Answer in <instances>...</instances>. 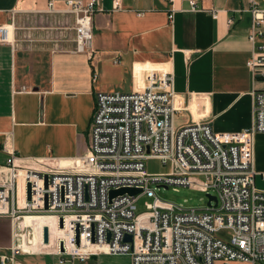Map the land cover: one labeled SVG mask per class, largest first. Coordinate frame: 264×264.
<instances>
[{
	"label": "built area",
	"instance_id": "built-area-1",
	"mask_svg": "<svg viewBox=\"0 0 264 264\" xmlns=\"http://www.w3.org/2000/svg\"><path fill=\"white\" fill-rule=\"evenodd\" d=\"M120 3L114 0L115 10ZM250 4L253 52L248 66L255 79L264 80V9L260 0ZM191 5L198 9L197 1ZM48 7L49 13L76 17L77 52L92 56L94 17L103 11L100 0H69L63 11L50 0ZM176 12L169 15L172 23ZM0 41L9 42L6 26L0 27ZM254 100L251 129L221 134L210 122L197 120L178 126L177 116L187 108L175 91V75L149 68L138 90L98 93L88 153L70 166L35 158L19 165L12 153L0 166V215H10L17 225L27 215L53 217L56 233L61 230L52 247L57 264H91L93 256L103 254L129 255L132 264H264V191L256 187V177L264 180V172L255 166V139L264 134V90L256 91ZM150 159L161 160L170 171L148 173ZM124 188L142 192L111 198L112 191ZM160 188L215 191L218 205H178L162 200ZM142 196L152 202L139 213ZM227 230L229 239L218 236ZM128 235L132 242L126 241ZM51 238L50 230V243ZM20 252L15 247L3 263H13Z\"/></svg>",
	"mask_w": 264,
	"mask_h": 264
},
{
	"label": "crops",
	"instance_id": "crops-1",
	"mask_svg": "<svg viewBox=\"0 0 264 264\" xmlns=\"http://www.w3.org/2000/svg\"><path fill=\"white\" fill-rule=\"evenodd\" d=\"M54 1L63 11L69 0ZM191 1L121 0L115 10L114 0H100L103 11L94 17V52L88 56L77 52L74 15L49 13L50 0H0V27L9 29V42L0 41V166L12 153L19 165L85 156L98 93L138 90L149 68L174 73L175 91L187 108L177 116L178 126L197 120L221 134L251 129L254 93L264 90V80L248 66L250 0H195L196 11ZM263 147L259 134L258 172H264L257 160ZM44 227L54 228L50 244L34 236ZM55 234L61 230L56 233L50 216H26L17 225L0 215V264H57ZM18 246L15 261L3 263Z\"/></svg>",
	"mask_w": 264,
	"mask_h": 264
},
{
	"label": "rangeland",
	"instance_id": "rangeland-1",
	"mask_svg": "<svg viewBox=\"0 0 264 264\" xmlns=\"http://www.w3.org/2000/svg\"><path fill=\"white\" fill-rule=\"evenodd\" d=\"M180 119H182L180 117ZM256 154V152H255ZM257 160H258V169L264 171V147L257 151ZM260 163V164H259ZM68 164L71 163H64L61 162V165L68 166ZM255 164H256V156H255ZM146 169L148 173L151 174H163L170 171L169 165H164L161 160L158 159H150L146 163ZM256 187L259 190L264 191V180L261 175L257 176L256 178ZM211 195H215V191H211ZM22 196V194L20 193ZM158 196L165 201H170L173 203H176L178 205H183L186 207L191 208H197L202 209L205 208L208 205L209 199L207 193H202L199 191L191 190L189 188H180L178 191H176L174 188H160L158 190ZM152 199L142 196L140 197L137 206H138V212L142 213L147 210V204L151 203ZM27 216H35V215H27ZM45 228V227H44ZM43 228V230H44ZM52 231L54 230L53 227H48ZM31 234V233H30ZM43 235V231L41 235L39 233H34L35 237H41ZM232 235V232L230 230L223 231L219 233V237L227 240ZM52 236V235H51ZM31 237V235H28V239ZM91 264H132L131 256L129 255H117V256H111V257H99L97 260H92Z\"/></svg>",
	"mask_w": 264,
	"mask_h": 264
},
{
	"label": "water",
	"instance_id": "water-1",
	"mask_svg": "<svg viewBox=\"0 0 264 264\" xmlns=\"http://www.w3.org/2000/svg\"><path fill=\"white\" fill-rule=\"evenodd\" d=\"M46 180H47V177H46ZM31 189H32V186H31V184H29L28 185L29 200H31ZM141 192H142V190H140V189L124 188V189L112 191L111 192V198H114V197H117V196H120V195H125V194L131 195V196H136V195L140 194ZM208 199H209L208 204L210 206L212 205L213 202L215 203V206L218 205V199H217L216 196L208 195ZM63 227H64L63 220H61V228H63ZM126 241L127 242H132V236H129L128 235L126 237ZM44 243L45 244H49L50 243V229L48 227H45L44 228ZM77 244L79 245V231H77ZM61 251L64 252V246H63V244H61ZM92 259L93 260H96L97 259V256H93Z\"/></svg>",
	"mask_w": 264,
	"mask_h": 264
},
{
	"label": "bare ground",
	"instance_id": "bare-ground-1",
	"mask_svg": "<svg viewBox=\"0 0 264 264\" xmlns=\"http://www.w3.org/2000/svg\"><path fill=\"white\" fill-rule=\"evenodd\" d=\"M62 161H63V160H62ZM71 164H72V163H71ZM71 164H68V166H70ZM62 167H67V165H66V166H63V165H62ZM23 175H24V172H23V171L20 172V176H19L20 180H22ZM52 218H53V217H52ZM18 247H19V249L21 250L20 246H18Z\"/></svg>",
	"mask_w": 264,
	"mask_h": 264
}]
</instances>
